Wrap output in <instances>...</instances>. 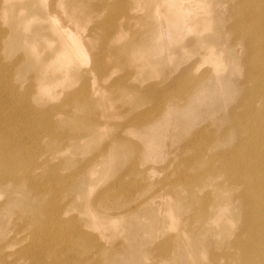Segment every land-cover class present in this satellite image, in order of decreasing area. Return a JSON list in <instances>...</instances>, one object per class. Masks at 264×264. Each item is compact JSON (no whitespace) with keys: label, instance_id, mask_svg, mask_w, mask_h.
<instances>
[{"label":"rangeland","instance_id":"1","mask_svg":"<svg viewBox=\"0 0 264 264\" xmlns=\"http://www.w3.org/2000/svg\"><path fill=\"white\" fill-rule=\"evenodd\" d=\"M260 3L0 9V264H254L226 166L256 92ZM46 14L80 39L64 76Z\"/></svg>","mask_w":264,"mask_h":264},{"label":"bare ground","instance_id":"2","mask_svg":"<svg viewBox=\"0 0 264 264\" xmlns=\"http://www.w3.org/2000/svg\"><path fill=\"white\" fill-rule=\"evenodd\" d=\"M10 1L0 0L1 11L6 10L10 6ZM35 1L43 2L44 0H20V2L28 6L35 5ZM168 1L166 0V2ZM252 3L253 1L249 2V12L254 11ZM259 12V18L255 21L254 25L260 28V33L256 35L253 31L250 42L248 41L253 51L252 65L249 73L254 86H256V92H251L252 96L242 101L243 107H247L250 104L251 108H245L246 111L241 114L238 112L239 110L234 112V114L238 115L237 122L247 119L249 124L244 126L243 133L240 134L238 139L239 142L244 143L243 149L234 151L232 153V160L226 166L227 170L232 172L230 175L232 183H236L237 186H241L242 188V196L239 198V202L247 208L244 214L245 217H248L244 227L250 230L249 239L253 241L247 246H242V248L244 251L250 252L255 256L254 264H264V106L261 109L256 108L257 101H260V103L264 101V25H260L264 21V3H260ZM46 15L48 18L50 14ZM55 17L51 16L50 21L51 32L55 35L56 39L53 41L49 40V42L57 45L54 55L61 68L60 75L64 76L68 71L66 67L69 61L77 58L75 56L77 54V45L74 46L71 43H78L80 39L76 35L72 36L65 33L62 27L58 26L57 18ZM168 25L172 28L171 23ZM1 42L2 39L0 44ZM11 76L14 77V75ZM219 195L217 194L218 197ZM206 210L212 211L211 215H213L214 213L217 214L218 207L210 205L206 206ZM88 214L93 218L95 217L90 211H88Z\"/></svg>","mask_w":264,"mask_h":264}]
</instances>
